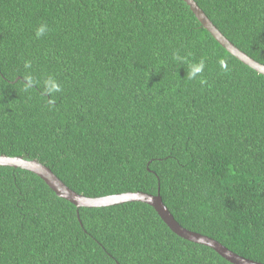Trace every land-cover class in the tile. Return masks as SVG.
I'll return each mask as SVG.
<instances>
[{"label":"trees","instance_id":"trees-1","mask_svg":"<svg viewBox=\"0 0 264 264\" xmlns=\"http://www.w3.org/2000/svg\"><path fill=\"white\" fill-rule=\"evenodd\" d=\"M195 1L264 64V0ZM175 52L205 59L206 85ZM25 60L60 83L53 106L42 87L23 90ZM0 154L36 159L85 196L159 187L181 226L264 263V75L183 0H0ZM0 264L233 263L146 203L77 208L0 165Z\"/></svg>","mask_w":264,"mask_h":264},{"label":"water","instance_id":"water-1","mask_svg":"<svg viewBox=\"0 0 264 264\" xmlns=\"http://www.w3.org/2000/svg\"><path fill=\"white\" fill-rule=\"evenodd\" d=\"M193 12L201 26L205 28L212 37L231 55L240 60L245 65L254 69L256 72L264 75V64L249 56L246 52L238 48L230 41L210 20L205 12L200 8L195 0H183ZM0 165L14 168H22L39 176L47 186L59 197L65 198L78 207H103L129 201H139L153 207L163 222L176 235L198 244L208 246L215 250L219 255L233 264H264L257 261L244 258L237 253L229 250L219 241L207 235L189 230L181 226L168 210L159 193V187L156 194L143 191H128L121 193L108 194L104 196L90 197L77 193L67 186L53 171L36 159L26 158L20 155H2L0 154Z\"/></svg>","mask_w":264,"mask_h":264},{"label":"clouds","instance_id":"clouds-1","mask_svg":"<svg viewBox=\"0 0 264 264\" xmlns=\"http://www.w3.org/2000/svg\"><path fill=\"white\" fill-rule=\"evenodd\" d=\"M49 27L46 24H41L35 29L36 38L44 36L48 31ZM173 60L179 62L181 66H187V79L188 80H199L201 85H206L207 80L204 78L203 73L205 70V59L201 58L199 61H189L185 56L180 55L178 52L173 53ZM220 68L227 72L228 66L224 60L218 61ZM23 67L26 70L23 75L22 88L25 92L30 91L36 86H40L43 89V94L48 97V105L53 106L56 100V93L61 91V85L58 80L52 75H46L43 78L35 77L30 71L32 68V62L25 60Z\"/></svg>","mask_w":264,"mask_h":264}]
</instances>
